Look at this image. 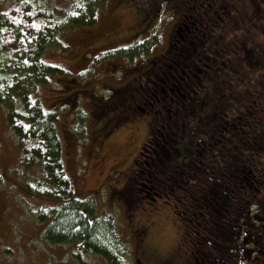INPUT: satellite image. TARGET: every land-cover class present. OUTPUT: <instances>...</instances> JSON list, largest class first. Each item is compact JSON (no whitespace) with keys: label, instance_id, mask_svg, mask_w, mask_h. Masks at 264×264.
Segmentation results:
<instances>
[{"label":"trees","instance_id":"1","mask_svg":"<svg viewBox=\"0 0 264 264\" xmlns=\"http://www.w3.org/2000/svg\"><path fill=\"white\" fill-rule=\"evenodd\" d=\"M1 1L10 4L0 11V104L19 165L37 167L41 176L35 181L30 175L21 189L53 202L37 211L41 221L51 218L45 228L51 244H68L78 257L89 253L120 264L127 247L116 218L93 216L92 205L75 194L63 161L58 113L37 93L50 76L66 74L43 58L47 46L67 28L94 26L104 0H67L65 7L62 0ZM176 1L133 3L140 22L156 18L160 5L178 21L163 52L132 71L137 83L110 90L113 101L116 91L125 94L123 119L149 118L148 141L136 163L142 173L133 176L140 182L137 193L147 203L174 198L187 227L188 263L207 258L209 264H246L252 250L246 246L253 243V259L264 264V243L258 241L264 236V43L250 42L254 31L264 37V29L239 28L244 12L230 13L229 0H179L177 9ZM250 13L257 19L259 13ZM232 16L239 17V31L231 29L228 37L225 27L231 25L225 21ZM151 43L144 37L110 51L132 60ZM58 102L55 97L52 104Z\"/></svg>","mask_w":264,"mask_h":264},{"label":"rangeland","instance_id":"2","mask_svg":"<svg viewBox=\"0 0 264 264\" xmlns=\"http://www.w3.org/2000/svg\"><path fill=\"white\" fill-rule=\"evenodd\" d=\"M135 1L104 0L94 26L61 31L57 41L47 46L43 58L64 67L66 74L50 76L45 86H38L37 93L45 107L58 113L63 161L75 194L92 205L93 216L109 213L116 218L127 247L120 264H132L136 259H141V264H193L187 262L184 244L187 227L175 212L174 198L147 203L137 193L140 182L133 176L142 173V166L136 163L148 141L149 118L134 115L123 119L125 94L116 91L112 94L114 101L111 97V87L137 83L133 79L134 69L147 65L163 52L178 21L159 4L156 18L140 22L141 11L133 4ZM5 2L1 1L0 11L10 4ZM60 3L65 7L67 0ZM180 5L177 0L176 9ZM229 7L230 13L244 12L241 19L244 23L239 28L264 29L262 0H229ZM251 11L259 13L257 19L250 16ZM247 17L255 21L250 24ZM237 19L235 16L226 19L225 23L231 25L225 27L228 37L231 29L232 34L239 31L235 26ZM144 37L152 38L151 46L132 60L110 51ZM250 38L252 44L264 43L260 31H254ZM55 97L59 102L52 104ZM94 98L97 103L92 102ZM4 109L0 104V264H107L98 255L87 253L78 257L68 244L53 245L46 239L45 228L51 218L44 215L45 220L41 221L37 211L45 209V205L52 206L53 202L36 200L26 191L23 193L21 186L30 180V175L35 181L41 176L38 177L37 167L19 165V153ZM260 155L264 164V155ZM259 235L258 241L264 243V236ZM253 246V243L246 246L252 248L244 260L246 264L260 263L253 259ZM203 259L199 264H209L207 258ZM259 259H263L261 255Z\"/></svg>","mask_w":264,"mask_h":264}]
</instances>
